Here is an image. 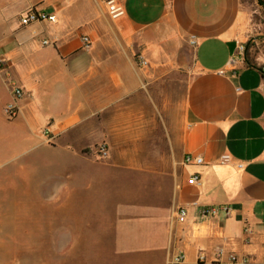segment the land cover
<instances>
[{"label":"crops","instance_id":"1","mask_svg":"<svg viewBox=\"0 0 264 264\" xmlns=\"http://www.w3.org/2000/svg\"><path fill=\"white\" fill-rule=\"evenodd\" d=\"M117 2L124 15L111 19L99 0H0V140L12 137L25 153L41 149L30 168L45 154L47 169L66 174L85 170L101 144L111 165L125 171L178 167L171 222L159 233L162 247L174 252L167 264L179 253L180 264H213L219 247L220 263L264 264V54L251 67L239 52L252 27L246 3ZM32 7L55 22L21 26ZM139 58L148 65L140 67ZM12 84L23 97L8 120ZM44 129L53 136L49 146ZM186 155L203 163L185 166ZM192 174L199 179L188 184ZM179 206L188 209L184 224L174 217ZM222 206L228 214L201 213Z\"/></svg>","mask_w":264,"mask_h":264},{"label":"rangeland","instance_id":"2","mask_svg":"<svg viewBox=\"0 0 264 264\" xmlns=\"http://www.w3.org/2000/svg\"><path fill=\"white\" fill-rule=\"evenodd\" d=\"M243 1L251 12L246 44H254L249 53L255 61L264 54V10L256 0ZM97 147L92 164L66 174L61 167L47 169L45 154L38 169L30 168L41 149L25 153L12 137L0 140V264H167L174 252L171 244L162 247L159 233L171 222L178 167L125 171L112 166L109 155L100 158Z\"/></svg>","mask_w":264,"mask_h":264},{"label":"built area","instance_id":"3","mask_svg":"<svg viewBox=\"0 0 264 264\" xmlns=\"http://www.w3.org/2000/svg\"><path fill=\"white\" fill-rule=\"evenodd\" d=\"M102 5L104 6L106 12L110 16L111 19H117L120 18L124 15V9L123 7L117 2V0H99ZM55 16L53 15H48L45 12L36 9V7H32L28 12H26L24 15L20 16L19 22L21 26H28L34 23H41L44 21L48 22H55ZM81 43L82 46L85 49L89 48L90 45V40L87 36H82L81 38ZM195 37L191 36L190 38V44L195 45ZM49 44L48 41H44L43 45ZM245 51V46L241 45L239 46V52L244 53ZM138 65L140 67H146L148 63L142 59H138ZM3 60L0 59V70L3 68ZM262 71L264 74V65H262ZM23 97V90L21 87L17 86L16 84L11 85V100L10 102L3 108V113L5 117L8 120H13L17 117L18 114V102L20 99ZM42 137L44 138L45 142L47 144H50L53 142V136L48 132L46 129L42 130L41 132ZM97 154L100 158H106L108 155L107 148L104 144H101L97 147ZM228 161V156H222L220 159V163H226ZM203 163L201 157L199 156H191V155H186L183 157V165L185 166H190V165H201ZM199 177L197 174H192L189 176L188 179V184H195L197 183ZM218 210L225 211L228 214V208L226 206L219 207L217 209H210V210H201V213L203 215H206L207 213L210 214H215ZM175 220L178 224H184L187 220L188 217V209L185 206H179L174 213ZM245 233H249L248 229L244 230ZM223 249L222 247H219L215 250V262L213 264H225V263H220L219 258L222 255ZM184 259L183 254H176L170 264H180ZM204 259L203 256L198 257V261H202ZM236 257L235 256H229V262H235Z\"/></svg>","mask_w":264,"mask_h":264},{"label":"trees","instance_id":"4","mask_svg":"<svg viewBox=\"0 0 264 264\" xmlns=\"http://www.w3.org/2000/svg\"><path fill=\"white\" fill-rule=\"evenodd\" d=\"M256 4L258 5L259 8L264 10V0H256ZM254 47V44L248 43L245 45V51H244V55H245V61L247 63V66H254V61L251 59L250 57V49Z\"/></svg>","mask_w":264,"mask_h":264}]
</instances>
